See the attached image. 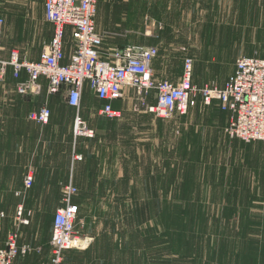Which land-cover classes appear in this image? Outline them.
<instances>
[{"label": "rangeland", "instance_id": "1", "mask_svg": "<svg viewBox=\"0 0 264 264\" xmlns=\"http://www.w3.org/2000/svg\"><path fill=\"white\" fill-rule=\"evenodd\" d=\"M109 1L100 3L108 8ZM218 1L233 5L202 7L218 21L154 23L164 28L153 33L152 22L139 20L135 0H127L129 13L120 26L107 29L103 50L154 46L171 59L170 74L184 71V60L192 58L195 84L221 87L239 57L264 58V0ZM41 2L0 0L6 51L14 48L22 56L28 51L32 62L41 60L51 38L48 20L36 14ZM182 33L186 36H177ZM16 79L10 68L0 78V243L5 244L15 229L35 239L27 231L33 217L37 239L47 236L46 219L54 215L30 212L24 164L35 150L44 155L48 147L63 145L54 122L41 126L30 119L47 103L45 85L40 94L23 95ZM48 103L52 111L70 107L64 92ZM115 107L120 117L101 116L98 97L87 90L80 108L73 109L94 129L93 137L73 141L83 157L73 173L77 227L93 242L63 264H264V142L227 135L230 115L218 101L205 105L196 98L186 115L161 118L130 90Z\"/></svg>", "mask_w": 264, "mask_h": 264}, {"label": "built area", "instance_id": "2", "mask_svg": "<svg viewBox=\"0 0 264 264\" xmlns=\"http://www.w3.org/2000/svg\"><path fill=\"white\" fill-rule=\"evenodd\" d=\"M98 3L99 0H45V16L53 24L54 31L41 60L35 62L22 58L17 49H12L8 58L3 57L5 20L0 16V78L11 68L14 76L20 79L25 70L27 79L16 84L18 93L24 95L38 92L41 89L38 81L45 77L48 93L64 92L68 104L77 109L88 86L103 101L99 114L109 119L121 116L113 102L124 99L130 90L138 94L149 112L161 118L186 115L196 98L205 105L218 101L222 110L230 115L225 128L227 135L245 142H264V58L239 57L234 72L222 87L196 85L192 58L184 60L183 75L178 83L157 79L153 69L157 47L129 44L102 53L105 35L97 30ZM69 31L73 44L68 56L65 45ZM151 94L156 97L154 104L146 103ZM51 115V108L45 103L31 113L30 118L45 125ZM73 133L75 140L94 136V129L79 112L75 116ZM73 158L83 159L78 153ZM33 181V175L28 173L24 179L25 188H31ZM62 192L63 206L54 216L51 264H63L66 250L80 248L88 242L77 227V186L69 181L63 184ZM22 209H19L20 215ZM19 238L18 229L9 233L6 245L0 247V264H14L18 255L31 250L28 245L20 246Z\"/></svg>", "mask_w": 264, "mask_h": 264}, {"label": "crops", "instance_id": "3", "mask_svg": "<svg viewBox=\"0 0 264 264\" xmlns=\"http://www.w3.org/2000/svg\"><path fill=\"white\" fill-rule=\"evenodd\" d=\"M41 1H42L41 2L42 7L40 10L36 9V14L37 16L39 14L38 17H41V20L47 21L45 16V0H41ZM109 2L110 4L108 8L106 7L105 4L100 3V0L98 3V11L96 17L97 30L100 33H103L104 35H107V33L109 32V30L107 29L111 28L112 24L114 26H117L119 24L120 26L122 20H125L122 18L123 17L122 15H126L127 13H129L128 7L130 4L128 5L127 0H119L118 2H116L115 0H110ZM220 5L230 6L233 5V2L232 1L224 2L218 0H135L137 14L140 16L139 20L142 22L145 21L152 22L153 24L151 25L152 26L151 29L153 33L162 32L164 27L162 25L160 26L161 23L186 24L190 22L218 21L220 19L217 20L216 17L209 19L208 16L209 10L202 7L211 6L213 7V9H215L214 7ZM116 6L119 7L116 12L115 9L110 10V7H116ZM110 12H112V15L110 14ZM117 13L119 15V20L115 18V15ZM117 21L119 22L116 24ZM47 22L51 31L50 34L51 38L49 40L51 41L54 27L51 22L49 21ZM154 23H160L158 30L155 29ZM5 27H6V23H5ZM35 30L36 33L34 38L36 39L38 37V34L40 33V29L39 27H36ZM177 36L184 37L186 35L182 33L181 35H177ZM4 37H5V28L3 34V45H4ZM72 44H73L72 35L69 31L66 37V45H65L66 54L68 56L72 51ZM11 50L7 52L4 47L3 57L8 58L10 56ZM18 51L21 52L20 50ZM102 53L103 54L106 53L104 52L103 47H102ZM27 54L28 51L24 52L23 56L22 54L20 55L22 58L28 60ZM170 61L171 59L166 54L164 55L159 54V49H158V54L153 61L154 75L157 79H165V80H170L174 83H178L182 77L183 67H181L179 72H177L175 75L170 74L169 73L170 71L169 67L171 66L169 64ZM233 72L234 69L231 72V74ZM27 77L28 75L24 70L22 72L21 78L16 80L17 82L23 81L26 80ZM193 82L195 83L194 76H193ZM38 83L41 85V89L38 92H36V94H40L42 90V85H45L43 89L45 90L47 95V103L44 102V104L46 103L49 105L48 103L49 99L52 98L53 96L56 97V95L59 94L51 95L48 93V88H47L48 84L46 79L40 78ZM87 90L91 91L88 86L86 88V91ZM98 101L101 103V107H102L103 101L99 99ZM117 101L118 100L113 102L114 108H116L115 105L117 104ZM148 101L150 104L156 103L155 95L151 94L148 97ZM44 104H42L40 107H42ZM73 109L75 108L72 106L62 107L59 108L58 110H53V111L51 108L52 115L49 122L51 121V124L53 122L55 123V127H57L59 130L60 140L62 141L61 144L63 145L62 147L59 146V149H55L54 147H48L47 149L48 151L44 155L43 153H40V151L36 152L35 150L34 153L35 157L33 156L28 162L24 164V168H25L24 179L28 173H31L34 177L32 187L29 189L24 188L26 190L24 195L25 203L31 209L30 212L35 215L41 213V214L55 216L57 209L63 206V192H62L63 184L69 181H73V173L75 170V165L78 163V160H75L73 158L74 154L77 153L75 151L76 147H73L74 146L73 125H74V118L76 116L74 114ZM34 111H32L31 113H33ZM34 122L37 123L36 121ZM40 125L45 126L42 124ZM54 216H50V218L47 217L46 219L47 223L49 224V232L47 236L43 237V239L42 237L37 239L39 228L38 225L36 224V217L32 218V224L29 230L27 229V231L28 232L31 231L32 233H35L34 234L35 239H27L21 236L19 238V245L20 246L28 245L31 248V250L26 254L18 255L14 261V264H51V238L54 227ZM27 231H25L24 233H27ZM3 241L0 243L1 244L0 247H4L6 245L5 239ZM91 242H93V239H90V242L83 247L66 250L65 257H75L77 253V249H83L86 246L88 247L91 245L90 244Z\"/></svg>", "mask_w": 264, "mask_h": 264}]
</instances>
